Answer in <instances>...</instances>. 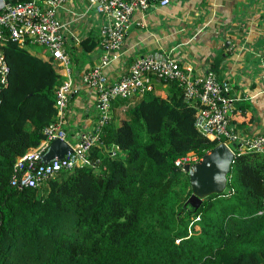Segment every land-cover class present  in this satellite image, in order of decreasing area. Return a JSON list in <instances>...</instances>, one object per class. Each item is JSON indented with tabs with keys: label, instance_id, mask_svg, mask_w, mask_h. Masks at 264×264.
Masks as SVG:
<instances>
[{
	"label": "trees",
	"instance_id": "16d2710c",
	"mask_svg": "<svg viewBox=\"0 0 264 264\" xmlns=\"http://www.w3.org/2000/svg\"><path fill=\"white\" fill-rule=\"evenodd\" d=\"M2 50L0 264H264V154L237 147L226 190L194 210L176 163L219 142L197 129L199 107L176 82L158 81L168 94L117 100L121 112L99 128L85 164L13 186V165L44 139L64 77L9 38Z\"/></svg>",
	"mask_w": 264,
	"mask_h": 264
},
{
	"label": "crops",
	"instance_id": "0c3cea01",
	"mask_svg": "<svg viewBox=\"0 0 264 264\" xmlns=\"http://www.w3.org/2000/svg\"><path fill=\"white\" fill-rule=\"evenodd\" d=\"M57 18L65 25L64 49L71 62L73 93L64 129L74 146L98 122L96 93L82 76L100 61L99 31L105 23L87 0H70ZM32 54L46 59L42 48ZM148 55L175 58L196 75L213 71L232 87V128L248 136L264 133V0H171L167 7L156 0L134 14L120 53L105 70L108 82L119 81L136 58ZM151 79L155 89L169 93L167 85ZM120 104L113 103L111 116L120 114Z\"/></svg>",
	"mask_w": 264,
	"mask_h": 264
},
{
	"label": "built area",
	"instance_id": "2783aa9c",
	"mask_svg": "<svg viewBox=\"0 0 264 264\" xmlns=\"http://www.w3.org/2000/svg\"><path fill=\"white\" fill-rule=\"evenodd\" d=\"M69 1L4 0L0 11V90L8 86L10 73L2 50V43L7 38L23 49L41 47L45 58L50 59L64 77L56 93V115L44 129V139L13 165L10 178L13 186L35 188L62 171L85 164L87 155L98 141L99 128L110 121L113 103L143 96L153 88L151 78L161 84L176 82L182 88L186 102L197 104L196 127L202 134L224 143L234 154L237 147L264 154V133L248 136L236 132L230 125L231 113L235 110L232 87L228 82L219 81L211 70L196 75L190 65H181L175 58L148 55L136 58L119 81L109 83L105 70L120 53L134 14L145 11L156 0H87L89 7L98 16H103L105 23L99 31L100 61L82 76V82L96 93L98 122L92 132L82 135L72 146V154L43 164L41 160L51 142L66 141L67 102L73 90L71 62L64 49L65 25L57 18V10ZM170 2L160 0L159 5L167 7ZM200 160L185 158L184 163L176 164Z\"/></svg>",
	"mask_w": 264,
	"mask_h": 264
},
{
	"label": "water",
	"instance_id": "95a60500",
	"mask_svg": "<svg viewBox=\"0 0 264 264\" xmlns=\"http://www.w3.org/2000/svg\"><path fill=\"white\" fill-rule=\"evenodd\" d=\"M3 6L4 0H0V11ZM72 153V145L67 141L55 140L47 148L41 162L47 165L54 159H63ZM233 159L234 153L224 143H219L206 153L199 162L180 164V168L188 174L192 191L187 204L196 210L206 197L222 194L227 187Z\"/></svg>",
	"mask_w": 264,
	"mask_h": 264
},
{
	"label": "rangeland",
	"instance_id": "374dc122",
	"mask_svg": "<svg viewBox=\"0 0 264 264\" xmlns=\"http://www.w3.org/2000/svg\"><path fill=\"white\" fill-rule=\"evenodd\" d=\"M28 50H30V52L31 53H37V54H40V50H41V48L40 47H29V49ZM45 53V52H44ZM46 56H47V54H46ZM113 110V109H112ZM114 112V111H113ZM112 111H111V113H113Z\"/></svg>",
	"mask_w": 264,
	"mask_h": 264
}]
</instances>
